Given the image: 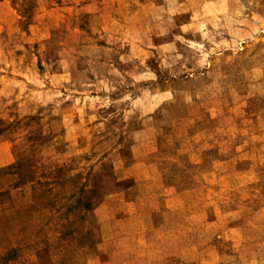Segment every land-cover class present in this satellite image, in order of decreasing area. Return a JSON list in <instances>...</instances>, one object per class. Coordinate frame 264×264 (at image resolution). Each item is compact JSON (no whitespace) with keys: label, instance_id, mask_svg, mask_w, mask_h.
Instances as JSON below:
<instances>
[{"label":"rangeland","instance_id":"obj_1","mask_svg":"<svg viewBox=\"0 0 264 264\" xmlns=\"http://www.w3.org/2000/svg\"><path fill=\"white\" fill-rule=\"evenodd\" d=\"M0 264H264V0H0Z\"/></svg>","mask_w":264,"mask_h":264}]
</instances>
